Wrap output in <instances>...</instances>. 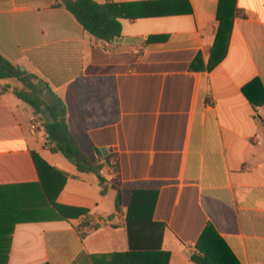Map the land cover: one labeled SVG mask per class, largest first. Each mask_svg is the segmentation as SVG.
<instances>
[{"label": "crops", "instance_id": "obj_1", "mask_svg": "<svg viewBox=\"0 0 264 264\" xmlns=\"http://www.w3.org/2000/svg\"><path fill=\"white\" fill-rule=\"evenodd\" d=\"M96 1L134 3L112 42L63 0H0V54L52 86L101 166L80 172L45 149L14 93L24 84L0 70V186L40 181L33 152L67 178L66 218L16 224L8 264H198L209 224L241 264H264V0H236L244 15L212 70L220 0ZM128 219L139 221V249L157 247L162 224L169 255L127 259Z\"/></svg>", "mask_w": 264, "mask_h": 264}, {"label": "trees", "instance_id": "obj_2", "mask_svg": "<svg viewBox=\"0 0 264 264\" xmlns=\"http://www.w3.org/2000/svg\"><path fill=\"white\" fill-rule=\"evenodd\" d=\"M63 4L92 36L105 42H112L122 32L121 19L132 18L129 7L134 3L63 0ZM236 14L244 15L236 8V0L219 1L218 30L208 64L210 70L226 56ZM0 70L4 76L14 77L24 84L23 89H16L14 93L33 108L45 136L44 148L52 153L62 154L70 161L74 159V165L80 172L99 174L101 166L92 163L79 146L68 124L66 103L52 86L38 75L21 70V67L12 64L1 54ZM32 155L40 175L39 182L0 186V264H8L16 224L66 218L62 207L57 203V198L67 181L66 176L50 166L37 153L33 152ZM95 167H98V171H94ZM104 181L105 179L100 176V182ZM121 204V194L118 193L117 211ZM80 215L88 217L85 210H82ZM138 222L128 219L131 251L125 255H118H124L128 259L138 252L157 251L168 256V253L161 251L164 229L162 224H158L161 228L157 229V247L154 249L135 247ZM197 248L200 254L194 255L193 260L198 264H241L212 224L204 229Z\"/></svg>", "mask_w": 264, "mask_h": 264}, {"label": "built area", "instance_id": "obj_3", "mask_svg": "<svg viewBox=\"0 0 264 264\" xmlns=\"http://www.w3.org/2000/svg\"><path fill=\"white\" fill-rule=\"evenodd\" d=\"M31 128L34 132H36L39 129V122L35 117L31 119Z\"/></svg>", "mask_w": 264, "mask_h": 264}, {"label": "water", "instance_id": "obj_4", "mask_svg": "<svg viewBox=\"0 0 264 264\" xmlns=\"http://www.w3.org/2000/svg\"><path fill=\"white\" fill-rule=\"evenodd\" d=\"M21 70H23V71H24V67H21ZM71 161H72L73 163L75 162V160H74V159H71ZM94 171H98V167H95Z\"/></svg>", "mask_w": 264, "mask_h": 264}, {"label": "rangeland", "instance_id": "obj_5", "mask_svg": "<svg viewBox=\"0 0 264 264\" xmlns=\"http://www.w3.org/2000/svg\"><path fill=\"white\" fill-rule=\"evenodd\" d=\"M61 157H62V156H61ZM62 159H65V158L62 157ZM65 160H66V159H65ZM66 161H67V160H66Z\"/></svg>", "mask_w": 264, "mask_h": 264}]
</instances>
